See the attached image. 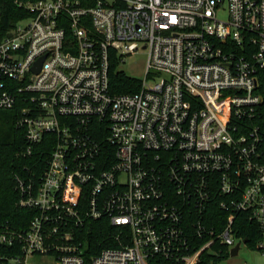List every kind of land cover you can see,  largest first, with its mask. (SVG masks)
Listing matches in <instances>:
<instances>
[{"label": "built area", "instance_id": "built-area-1", "mask_svg": "<svg viewBox=\"0 0 264 264\" xmlns=\"http://www.w3.org/2000/svg\"><path fill=\"white\" fill-rule=\"evenodd\" d=\"M17 5L29 16L0 40V110L22 106L20 156L46 136L52 150L39 178L15 177L32 218L0 231V264H198L242 242L239 214L264 230V0ZM141 50L147 78L113 94L112 61ZM99 221L117 247L94 256Z\"/></svg>", "mask_w": 264, "mask_h": 264}, {"label": "trees", "instance_id": "trees-1", "mask_svg": "<svg viewBox=\"0 0 264 264\" xmlns=\"http://www.w3.org/2000/svg\"><path fill=\"white\" fill-rule=\"evenodd\" d=\"M18 1L21 0H0V40L8 36L19 21L29 16L25 8L17 5ZM261 79L260 92L264 96V72L261 73ZM110 85L113 94H131L138 91L140 80L119 70L117 62L112 61ZM21 109L22 106L18 105L11 110H0V231L6 227L21 230L29 224L32 218L31 211L21 210L16 206L19 194L15 189V177L16 175L28 177L25 167H29L35 173L36 179L39 178L45 170L52 150L49 143L51 137L46 136L42 144L34 147L31 156L19 155L20 151L27 147L25 132L17 125L21 118ZM261 111V119L263 118L264 121V104ZM219 214L223 213L220 210L210 212V228H219L216 222H213V218ZM104 228L111 230V227L106 226L104 221L94 222V256L104 248L117 247L115 243L101 244ZM234 228L239 241L247 240L246 245L252 250L264 253L259 246L264 239V230L257 223L249 221L248 214H239ZM227 251L228 248L215 245L210 251L202 254L198 264H216L226 256Z\"/></svg>", "mask_w": 264, "mask_h": 264}, {"label": "rangeland", "instance_id": "rangeland-1", "mask_svg": "<svg viewBox=\"0 0 264 264\" xmlns=\"http://www.w3.org/2000/svg\"><path fill=\"white\" fill-rule=\"evenodd\" d=\"M223 18L224 16L221 15ZM23 23H27L25 20ZM148 54L146 51H139L135 54L129 55L125 59V63L121 64L120 69L128 76L145 80L147 78ZM148 85L152 86L157 81L147 80ZM237 244V243H236ZM231 248L228 249L226 256L216 264H264V253L252 250L248 245L242 244L237 256L232 257L230 254Z\"/></svg>", "mask_w": 264, "mask_h": 264}, {"label": "water", "instance_id": "water-1", "mask_svg": "<svg viewBox=\"0 0 264 264\" xmlns=\"http://www.w3.org/2000/svg\"><path fill=\"white\" fill-rule=\"evenodd\" d=\"M43 60H44V58L41 59V60L39 61V63L37 64V68L35 69L36 72L39 71L40 66H41V63L43 62ZM242 244H247V240H242V242L237 243L236 246H235L234 248L231 249L230 254H231L232 257L238 255V253H239V251H240V248H241V245H242Z\"/></svg>", "mask_w": 264, "mask_h": 264}]
</instances>
